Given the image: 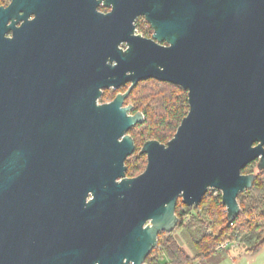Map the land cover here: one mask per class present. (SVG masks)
Listing matches in <instances>:
<instances>
[{
    "label": "water",
    "instance_id": "obj_1",
    "mask_svg": "<svg viewBox=\"0 0 264 264\" xmlns=\"http://www.w3.org/2000/svg\"><path fill=\"white\" fill-rule=\"evenodd\" d=\"M68 2L107 25L74 49L96 82L89 95L64 80L44 92L42 47L22 34L0 47V264H146L179 227L178 203L198 208L213 191L233 224L257 178L243 171L264 172V0ZM139 17L152 40L135 36ZM151 79L186 91L189 112L167 145H144L147 167L127 179L128 133L145 117L123 104ZM129 83L99 104L101 87Z\"/></svg>",
    "mask_w": 264,
    "mask_h": 264
},
{
    "label": "trees",
    "instance_id": "obj_2",
    "mask_svg": "<svg viewBox=\"0 0 264 264\" xmlns=\"http://www.w3.org/2000/svg\"><path fill=\"white\" fill-rule=\"evenodd\" d=\"M158 85L159 83L155 81L146 82V87L141 89V91L145 90V97L142 98V102L138 100L137 104L147 105V107L141 109L136 103L135 105L144 114L145 125L154 121L152 106L158 109L155 118L157 117L162 124L155 129V139L165 142L174 136L180 123L186 117L189 107L186 93L182 92L179 87L168 83L163 84V88ZM134 130H131L129 134L138 149L140 145ZM138 159L140 163L143 161V164L141 163L143 167L140 170L138 161L128 163L129 173L132 171L130 175H137L144 169L146 164L144 158ZM251 173L257 175L254 187L238 197L242 211L233 224H229L227 220L226 208L222 203L221 195L215 197L209 193L198 208H190L179 202L176 210L180 219L179 227L172 234L162 235L159 244L161 250H156V257L148 258L146 263L202 264L208 258L220 253L226 254L228 249L218 251L219 246L224 243L241 244L248 252H258L263 249L264 172L260 173L256 170ZM186 218H189L187 223H185ZM177 233H180V238L177 237Z\"/></svg>",
    "mask_w": 264,
    "mask_h": 264
},
{
    "label": "flooded vegetation",
    "instance_id": "obj_3",
    "mask_svg": "<svg viewBox=\"0 0 264 264\" xmlns=\"http://www.w3.org/2000/svg\"><path fill=\"white\" fill-rule=\"evenodd\" d=\"M34 1L0 0V47L12 44L22 34L28 44H39L42 47V87L44 92L56 94L61 81L64 80L69 88L77 89L73 91L74 93L89 95L96 82L91 81L89 70L83 65V61H79L75 57L74 49L94 47L98 28L102 27L104 33L107 27L105 20L95 19L93 9L88 10L87 13H83V11V14L80 12V14L74 8L75 4L68 2L70 0H42V19H40V9ZM93 5L94 0H87V7H93ZM96 11L106 18L112 13V8L101 3ZM134 27L135 36L141 35L144 39H153L154 31L144 17H139L134 23ZM161 45L168 46L167 43ZM120 47L126 49V43L121 44ZM130 86L131 83L121 86L119 89L101 87L102 97L99 104L111 103L117 95L126 93ZM69 92L72 91L69 90ZM109 92L115 93L113 99L102 102V98ZM131 95L124 101L123 108L132 106L133 111L129 113L130 115L142 113L134 103L129 102ZM143 126H145V122L136 125L133 129L142 128ZM150 141H157L162 145H167L169 142L149 139L144 142L140 149L136 147L133 155L145 159V169L148 164L147 155L140 154V152L144 145ZM129 158L126 161V178L134 179L143 174L145 169L137 175H129ZM254 164L256 165V163ZM92 199V193H88L86 203H89ZM148 224L149 221L145 224V227ZM163 234L165 233L159 235V244ZM159 244L156 250H160ZM156 250L148 258L153 257Z\"/></svg>",
    "mask_w": 264,
    "mask_h": 264
},
{
    "label": "rangeland",
    "instance_id": "obj_4",
    "mask_svg": "<svg viewBox=\"0 0 264 264\" xmlns=\"http://www.w3.org/2000/svg\"><path fill=\"white\" fill-rule=\"evenodd\" d=\"M149 81L158 82L159 83L158 87H162V88H163V84H165V83H162V82H159L156 80H147V81L141 82L134 89L135 92L133 93V96L129 99V102L134 103V104L139 103L138 100L142 102V98L145 97L146 92H145V90L141 91V89L146 87V82H149ZM173 86H175V85H173ZM177 87H179V86H177ZM179 88L182 90V92L186 93L187 101H188V93L186 91H184L181 87H179ZM114 95H115V93H113V92L107 93L106 96L102 98V102L110 101L111 99H113ZM134 100H136V101L133 102ZM138 107H140L141 109H144L147 107V105H141V106L138 105ZM188 107H189V103H188ZM152 111L154 113V117H153L154 121H152L149 125H145L142 128L139 127V128L134 130L135 137L137 138V142L140 145L138 149H140L142 147V145L144 144L145 141H147L149 139H155L156 138L155 129L157 126L162 124L158 120L157 117L155 118L156 114H158V109L155 106H152ZM188 112H189V109L187 111V114H188ZM173 137L165 140V142L171 141L173 139ZM138 158H139V156L133 155L129 158L128 163H135L138 161L137 163L139 164V167L141 170L143 167V166H141L143 164V161L141 162L142 163L141 164L140 160ZM144 163H145V161H144ZM144 169H145V167H144ZM256 170L257 169H256L255 165L253 164L250 166V168L245 170L244 174H248V173H251V171H256ZM142 171H140V172H142ZM131 173H132V171H130L129 175ZM209 193H211V195H214L215 197L221 195V193L218 191H213V192H209ZM177 237L180 238V233H177ZM182 244L185 246V243L183 240H182ZM227 251L228 252L226 254L220 253L216 256L208 258L207 260L202 262V264H264V248L258 252H248L244 246H242L241 244L235 243V244L230 245L228 247ZM153 257H156L155 253H154Z\"/></svg>",
    "mask_w": 264,
    "mask_h": 264
},
{
    "label": "built area",
    "instance_id": "obj_5",
    "mask_svg": "<svg viewBox=\"0 0 264 264\" xmlns=\"http://www.w3.org/2000/svg\"><path fill=\"white\" fill-rule=\"evenodd\" d=\"M188 221H189V218H186L185 219V223H187ZM229 246H230L229 243H224V244H222V245L219 246L218 251H220V252L221 251H226ZM160 250H161V248H160Z\"/></svg>",
    "mask_w": 264,
    "mask_h": 264
}]
</instances>
